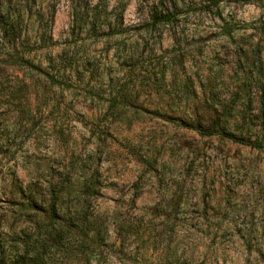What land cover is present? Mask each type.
<instances>
[{
    "label": "rangeland",
    "instance_id": "rangeland-1",
    "mask_svg": "<svg viewBox=\"0 0 264 264\" xmlns=\"http://www.w3.org/2000/svg\"><path fill=\"white\" fill-rule=\"evenodd\" d=\"M101 1L0 0V264H39L52 204L97 233L69 264H264V0H103L96 34L73 25Z\"/></svg>",
    "mask_w": 264,
    "mask_h": 264
},
{
    "label": "trees",
    "instance_id": "trees-1",
    "mask_svg": "<svg viewBox=\"0 0 264 264\" xmlns=\"http://www.w3.org/2000/svg\"><path fill=\"white\" fill-rule=\"evenodd\" d=\"M103 0L95 5L92 9H83L80 6H72L71 7V17L72 23L76 26H83V25H90L91 34H96V24L100 22L102 19H109L110 13L108 12L107 8L103 4ZM55 13V9H52L51 19H53ZM120 16H116L115 18L118 20ZM172 17L170 14L160 15L159 19L156 18L154 20H159L161 22L169 21ZM18 28L12 22L7 23L6 25L0 26V35L4 36H14L15 31ZM262 121L264 122V115L262 117ZM219 125H212L210 129L204 131V129L199 128L198 131L201 136H211L216 128ZM219 136H223V133H217ZM241 144L253 147V148H262V142L260 141H244L238 140ZM87 188H92V185L88 184ZM62 191V190H61ZM60 190L57 192L53 190V194L59 195L61 193ZM61 209V207L59 208ZM62 210V209H61ZM57 209L55 204L51 205L48 208V212L46 213V217L48 218L47 221L45 220L44 223L41 225L39 224V264H69L63 259L69 258L73 252L77 254H84V249L88 248L87 242H93L97 233L94 231V225L90 221L86 220L87 217L83 216L82 214H78L77 217H68L64 216L62 218L56 215ZM61 224V225H60ZM61 226V227H60ZM57 227H60V230H56ZM121 229H116V235L119 234ZM55 232V233H54ZM71 235L76 236L74 239L71 238ZM43 238V239H42ZM73 242L71 244V242ZM96 244V241H94ZM29 247L32 248L33 245L29 244ZM119 247V246H118ZM53 249L56 252H60V259L56 263L52 262L51 259H47L46 257V250ZM101 255V253H98ZM89 264V263H87Z\"/></svg>",
    "mask_w": 264,
    "mask_h": 264
}]
</instances>
